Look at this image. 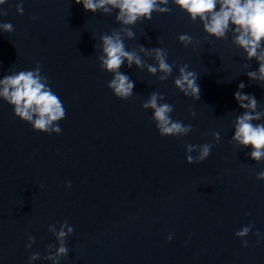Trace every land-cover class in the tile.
Listing matches in <instances>:
<instances>
[{
	"label": "water",
	"instance_id": "water-1",
	"mask_svg": "<svg viewBox=\"0 0 264 264\" xmlns=\"http://www.w3.org/2000/svg\"><path fill=\"white\" fill-rule=\"evenodd\" d=\"M168 7L138 22L135 39L124 43L129 51L166 49L173 73L162 83L160 73L129 69L125 61L120 71L135 87L124 101L108 87L113 76L99 60L101 37L121 27L118 10L93 14L75 0L0 6L7 12L0 23L14 27L11 34L0 30V79L40 63L66 110L62 133L49 136L0 99V264H29L34 253L41 259L33 264H52L46 248L57 241L49 225L59 231L65 220L74 232L60 264H264V181L257 179L264 161L256 163L251 148L231 140L243 112L234 98L241 82L264 112V87L246 75L259 64L247 61L231 33L216 40L172 0ZM181 34L193 44H181ZM140 55L145 65L155 64ZM183 65L199 76V101L175 87ZM152 92L174 106L173 120L192 126L188 136H160L153 112L142 107ZM187 144H211L209 158L189 165ZM249 224L245 248L235 233ZM29 236L36 241L31 249Z\"/></svg>",
	"mask_w": 264,
	"mask_h": 264
},
{
	"label": "clouds",
	"instance_id": "clouds-1",
	"mask_svg": "<svg viewBox=\"0 0 264 264\" xmlns=\"http://www.w3.org/2000/svg\"><path fill=\"white\" fill-rule=\"evenodd\" d=\"M7 0H0V6ZM76 4H82L85 11L93 14L100 12L111 16L118 10L115 22L121 27L113 29L110 35L101 37L102 55H100V67L102 71L112 74L113 78L108 84L114 95L127 101L133 96L135 83L120 71L125 61L129 69L135 65L143 70L147 67L148 73L156 76L160 82H165L173 73V65L168 63L166 49L157 47L147 49L139 47L129 51L124 43L135 39L133 28L138 22L151 21L153 13L167 14L170 12L169 0H75ZM172 3L185 12L193 23L199 20L203 24L204 32L216 40H226L231 33L232 43L246 54L247 61L256 60L259 64L257 71H248L246 75L264 87V0H172ZM16 12L23 16L22 3L17 4ZM7 12L0 8V16H6ZM35 19V18H34ZM3 33L11 34L14 27L11 23H0ZM179 42L185 47L193 44V38L187 34L178 37ZM140 53L152 57L155 64L145 65ZM42 65L37 63L34 70H21L4 76L0 79V99L14 108L15 117L30 124L33 131L51 136L53 133L60 135L62 129L59 122L66 118V110L59 96L54 93L49 85L48 78L42 75ZM199 76L189 71L188 65L179 67V75L174 84L185 97L200 100V86L197 83ZM239 90L235 93V100L243 112L234 121V136L232 141L240 149L251 148L249 153L256 163L264 161V112L259 111V104L254 95L244 94L245 84L241 82ZM165 97L152 92L142 107L145 111L151 110L152 121L162 137H186L193 131L191 125L185 126L182 121L173 120L174 106L164 102ZM195 118V112L192 113ZM214 140L219 142V133H213ZM186 162L189 165L202 164L205 162L212 150L211 144L186 146ZM196 153V155H193ZM258 180L264 181V171L257 176ZM71 187V183L67 185ZM254 225L249 224L235 233L236 237L244 241L243 246L247 248L245 238L252 232ZM57 244L47 246L46 260L52 264H60L67 257L69 248L67 239L73 235L74 229L65 220L57 231L56 225H49ZM259 238L260 233L257 231ZM169 242L172 236L168 237ZM35 237L29 236L27 249L35 244ZM259 242V241H258ZM58 245V247H57ZM41 259L39 253L30 256L29 264Z\"/></svg>",
	"mask_w": 264,
	"mask_h": 264
}]
</instances>
